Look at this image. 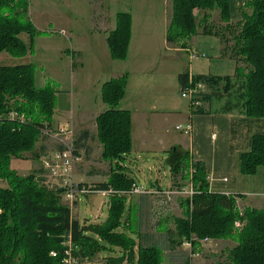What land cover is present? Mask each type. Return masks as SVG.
<instances>
[{
  "label": "trees",
  "instance_id": "16d2710c",
  "mask_svg": "<svg viewBox=\"0 0 264 264\" xmlns=\"http://www.w3.org/2000/svg\"><path fill=\"white\" fill-rule=\"evenodd\" d=\"M170 2L172 18L167 40L183 49L187 48L188 40L200 33L228 42L226 35L211 22L212 13L219 12L220 22L234 40L229 56L239 65L237 72L244 71L245 115L264 119V0H247L240 8L242 20L236 24L231 23L230 0ZM29 9V0H0V55L23 59L33 52L34 40L41 34L29 18ZM116 19V29L107 39L108 47L113 60L125 61L132 39L133 18L129 12H119ZM23 34L29 36V44L22 40ZM127 79L124 75L103 85L102 100L107 108L96 118V133L82 131L74 140L78 158L80 151L89 155L90 143L98 141L102 157L110 162L111 169L105 182L91 187L95 191L115 192L109 197V214L104 223L81 224L59 195L39 187L34 174L22 177L11 169L12 159L32 152L41 138V130L45 126L53 127L55 90L51 86L37 87L32 64L0 67V183L6 185L0 184V264H64L68 242L79 264L94 261L106 250L121 252L118 257L105 258L107 264H165L164 253H172L191 243V251L183 254L189 262L200 254L196 250L202 249L206 239H234L236 246L228 250L223 264H264V209H244L241 215L237 198L211 193L206 167L196 163L191 170L189 153L180 148L168 152V163L174 181L177 183L181 178L191 182L194 195L184 201L182 217L165 219L172 222L175 229H162L154 235L152 230L144 232L140 224L139 231L134 233L137 240L128 233L129 220L123 222L128 197L119 193L130 191L137 184L124 166L133 150L132 116L131 112L118 108L125 95ZM188 79L187 72L179 76L182 89ZM196 80L205 83L210 90L222 84L227 86L230 78L199 76ZM12 113L23 116L26 121L12 119ZM45 152L42 148L32 157L42 160ZM239 163L244 176H254L264 168V134L252 138L250 151L240 156ZM140 202L148 217L149 201ZM237 221L244 224L241 230L235 228Z\"/></svg>",
  "mask_w": 264,
  "mask_h": 264
},
{
  "label": "crops",
  "instance_id": "0c3cea01",
  "mask_svg": "<svg viewBox=\"0 0 264 264\" xmlns=\"http://www.w3.org/2000/svg\"><path fill=\"white\" fill-rule=\"evenodd\" d=\"M29 1L30 3L32 2V0ZM42 1V13L39 16L36 15L37 21L33 17L34 8L36 7L33 3L30 4L29 14L31 21L40 34L43 32H58L55 29H51L52 24L49 22H45V27L39 25V21H43V15H47L46 12L48 13L47 8H50L49 5L57 6L59 4L58 0H47L45 3L44 0ZM246 1L230 0L231 23L236 24L242 20L240 8L244 6ZM87 4L95 8L91 9ZM67 5L72 10L68 11V16L65 17L63 27L59 29L58 34L65 37L71 45L66 50L68 55L74 58L75 54L78 53L79 57L81 56L78 62L72 63L73 69L76 65H80L81 69V67L89 62L95 65L97 69H102L105 64L111 69L117 67V65H126L127 71L119 75L115 73L116 78L114 77L113 79L124 75L128 76L125 95L118 108L131 112L133 150L169 155L168 152L171 149L180 148L189 153L190 169L196 163H201L206 167L209 191L211 193L237 198L239 200L237 204L239 206L242 205L243 209H264V197H250L247 195H264V179H258V177L264 174V168L259 169L258 173L254 176L242 175L239 168L240 156L250 151L252 138L255 135L264 134V129H260L263 130L260 133H255L254 131L255 127L259 128V126H262L264 128V124H261L264 123L262 122L264 119H251L243 113L245 111V79L244 77H239V71L234 76H227L230 78L227 86L224 87V84H222L216 89L209 90L208 88V100L206 101L205 111L202 114H194L190 110L187 100L183 98L181 100L174 99L170 95V90L167 89L168 83H172L171 81H173V88L178 86V89L182 90L179 76L185 72H191L187 68L186 62H181V57L186 54L185 49H181L179 44L169 43L167 40L172 18L170 0H101L95 1L93 5L87 0H69ZM80 5H85L89 8L91 14H84L83 10L80 9ZM119 6H122L123 9H118ZM119 12H129L133 18L132 39L129 55L125 61H115L111 58L107 42L109 34L116 29V18ZM224 26L225 24L220 23V26L216 28L226 35L228 42H224L220 37L215 35L205 36L200 33L188 40L187 46L198 49L200 46L205 47L199 41L203 39L202 37L215 39L210 43L211 46L220 52L222 58H228L236 63L229 56L230 50L233 47L231 46L233 39H231ZM226 48L228 49L227 52L225 51ZM205 59H207V56ZM18 65H22V63L11 66L1 65L0 63V67H15ZM179 66L180 68H178ZM236 67L239 69V65ZM151 72L157 77L156 79H151L148 82H145V78L140 80V77L148 76ZM207 72L209 73L206 74L205 71L198 73L191 72V74L195 79L199 76L218 77L212 74L210 70ZM240 79L242 80L241 84L239 83ZM149 84H151L150 87H148ZM236 88L238 91V102H232L230 98ZM101 105L102 113L107 107L105 108L103 104ZM86 107L85 104H81L78 107H68L67 103H65L64 109H59L61 114L55 115V118L56 116L60 118L61 115H64L73 119V123L76 124L75 126L80 132L89 131V123L94 124L96 129V118L101 113H94L92 110H87ZM58 123L56 120L54 121V125ZM187 123H192L194 128L191 137L185 136L176 130L177 126ZM177 132L180 133L178 136ZM40 161L42 162V160ZM40 165H38L34 172L41 167ZM14 171L18 173V171ZM18 175L20 174L18 173ZM20 176L25 177L23 175ZM179 180L182 183L191 184L188 180L185 181L181 178ZM80 182L85 184L101 183L93 181ZM172 182L174 186L178 187L179 182L177 184L174 178ZM170 188L171 186L164 191L159 187H153L150 192L155 195H168L172 193L168 192ZM187 189H193L192 184L189 188H178L180 192H184ZM153 197H139V201L137 200L136 204L143 205L140 202L141 200L151 203L150 201ZM183 203L184 201L179 209L180 215L175 216L177 218L182 217ZM134 210L135 208L132 206L129 228L132 226ZM170 216L172 215L165 214L152 224L150 215L147 217L143 209H140V214L136 220L139 222L138 225H142L144 232L152 230L154 235H158L162 229H175L172 222L165 221ZM88 224L92 223L88 222ZM229 243L232 244V248L236 246V243L231 240H222L217 241L214 247L209 246V244L202 249H197L196 252H200V254L189 262L183 257V254H187L191 250L183 245L172 253H164V263L209 264L208 261L203 259L204 255ZM232 248H225L223 250L227 253ZM117 252L121 255L120 251ZM99 262L107 264L105 258L102 261L96 258L92 262H85V264H96Z\"/></svg>",
  "mask_w": 264,
  "mask_h": 264
},
{
  "label": "rangeland",
  "instance_id": "374dc122",
  "mask_svg": "<svg viewBox=\"0 0 264 264\" xmlns=\"http://www.w3.org/2000/svg\"><path fill=\"white\" fill-rule=\"evenodd\" d=\"M69 0H58L59 4L57 6H53L50 4V8L48 9L47 15H43V21H39V25L41 27H45V22H49L52 24L51 29H55L59 32V29L63 27L65 17H67V13L70 9V6L67 5ZM90 1L93 5L95 1L101 0H87ZM42 0H32L31 3L35 5L33 17L36 20V15H41V4ZM47 0H44V3ZM94 2V3H93ZM30 3V4H31ZM49 4V3H48ZM89 7L90 5L87 4ZM91 9L95 8L90 6ZM89 7V8H90ZM75 8V7H74ZM87 8L85 5L81 6L80 9L83 10L84 14H91L90 9ZM118 9H123L122 6H119ZM39 10V12H37ZM46 10V9H45ZM74 10V9H73ZM199 14V13H198ZM30 18V14H29ZM212 23L215 24L216 27L220 26V18L219 12L215 11L212 13ZM53 31V30H51ZM58 32H43L41 35L37 36L33 43V52L27 56V58L23 59H12L7 54H2L0 56V63L1 65L11 66L16 65L19 63L22 64H32L35 68V77H36V85L38 88H44L47 86H51L53 90L56 92V111L55 115L61 114L59 109H64L65 103L67 106H75L78 107L81 104H85L87 110H92L94 113L98 112L101 113V104H103L106 108V105L103 103L102 100V87L105 82L111 81L114 77L116 78V74L118 75L122 72H126V65L121 64L117 65L115 68H109L108 65H103L102 69H97L95 65L92 63H87L80 69V65H76L73 69L72 63L78 62L81 59L79 54L76 53L75 57L68 55L66 50L71 47L70 43L65 39V37L58 34ZM62 34V32H61ZM22 40L29 44L30 38L27 34H23L21 36ZM200 39V43L205 46H200L198 49H194V51L201 55H206L207 59H200L196 62H190L189 54H185L181 57V62L187 64V68L191 70V72H205L208 74L211 71L212 74L218 77H227V76H234L237 72V65L234 61H231L228 58H222L220 52L217 49L211 46V42H213L212 38L209 37H202ZM206 40V41H205ZM205 42V43H204ZM234 45V40H232ZM78 44V42H77ZM190 47L187 46L186 49ZM181 49H183L181 47ZM120 64V63H117ZM180 68V66L178 67ZM151 72L148 76L140 77V80H145L148 82L151 79H156ZM239 77H244V71H239ZM122 76V75H120ZM138 78V77H136ZM106 82V83H107ZM168 83L167 89L170 90V95L174 99L181 100V90H179L178 86L174 87V82ZM239 83H242V80H239ZM151 84L148 85L150 87ZM238 88V87H237ZM236 90L232 93L230 99L232 102L237 101L238 91ZM236 98V99H235ZM188 106L189 102L187 101ZM190 108V107H189ZM242 110V107H241ZM100 111V112H99ZM103 113V112H102ZM245 113V111H243ZM16 114V113H12ZM23 116H20L22 118ZM18 117H16L17 119ZM55 118V116H54ZM23 122L26 121V118L23 117ZM59 122L57 125L66 126L71 125L73 130L74 138L80 132L78 128L75 126L76 124L73 123V119L65 117L64 115L57 117L54 121ZM264 122V120H262ZM47 124V122L45 123ZM262 125L264 123H261ZM89 131L94 135L96 133V129L94 124L89 123L88 125ZM51 128V127H50ZM264 129L262 126L259 128L255 127V133H260ZM41 134V138L39 142L36 144L35 149L32 152L23 154L20 158H13L11 162L12 169L18 171L20 175L29 176L34 174L36 176V181H38V185L41 188H45V190L50 191L46 188L45 183L47 179L39 178V170L42 168V162L39 160L34 159L32 156L35 151H41L42 148H45V153L42 159L50 153L51 151H56L58 148H61L62 142L56 141L53 139H47ZM177 136L180 133H176ZM67 143L70 140V136L63 138ZM43 155V154H42ZM169 155L164 153H149V152H141L132 150V153L127 157L124 161V166L128 168V174L136 181V184L143 187L146 190L151 191L153 187H159L161 190L166 191L168 187L169 193L168 195H155L150 193L145 196H154L151 199V223H155L159 220L160 217L167 215L172 216H179L180 212L179 209L182 206V202L185 201L188 197H191L190 190L186 191H179L178 188L180 187H190V183H182L181 180L178 179L177 186L173 185L172 182V172L170 165L168 163ZM80 161L76 166L75 171V178L76 181L82 183L80 181H93V182H105L108 179V175L111 169V165L109 161H106L102 157V147L98 143L97 140H94L90 143V153L86 155L85 151H80ZM41 164V165H40ZM40 165L39 169L35 171V169ZM264 179V174L258 177V179ZM1 186H6L5 183H0ZM190 184V185H189ZM91 186L92 184H88ZM173 185V186H172ZM176 187V188H175ZM55 194L59 195L58 197L61 199L62 203L66 206H69L72 210L73 218L76 221L84 223L86 221L91 222L92 224H102L104 223L109 214V199L103 197L100 194H94L88 197L80 196L76 199V203L74 206L69 204L70 202L65 200V197L61 192L53 191ZM181 193V194H180ZM139 197L141 196H133L128 198V204L126 208L125 215L123 217V222H127L130 218L132 213L131 207L133 206L135 210L133 211V218H132V226L129 230V234L137 240L135 232L138 230L139 222L136 220L138 219V215L140 214L141 205H137V200L139 201ZM242 199V198H241ZM243 209V206H240ZM133 231V233L131 232ZM235 242L234 239L231 240ZM217 244V241H211L210 246L214 247ZM225 248H232V244H224L219 249H215L213 252H208L204 255V260L208 261L209 264H223L226 262V252ZM189 250V249H188ZM208 250V249H207ZM209 251V250H208ZM120 253L117 250H106L100 253L97 256V259L102 261L104 258L108 257H118ZM80 264H85L80 262ZM101 264V262L96 263Z\"/></svg>",
  "mask_w": 264,
  "mask_h": 264
},
{
  "label": "built area",
  "instance_id": "2783aa9c",
  "mask_svg": "<svg viewBox=\"0 0 264 264\" xmlns=\"http://www.w3.org/2000/svg\"><path fill=\"white\" fill-rule=\"evenodd\" d=\"M186 53L189 54L190 62H196L200 59H205L206 55L198 54L192 48L185 49ZM189 79L187 85L181 90V96L183 99L189 102L190 110L196 114V112H204L206 109V100L205 98L208 96V87L205 83L197 81L191 72L188 73ZM21 119L23 121V117L20 118L17 114H11L12 119ZM72 126L67 125L62 126L57 125L54 128H50L49 126H45L41 133L47 139H53L56 141L62 142L61 147L62 150H56L48 153L44 159H42V172L39 175V178L42 181V178L47 179L45 183L46 188L50 191H58L64 195L65 200L69 201L72 206L75 205L76 199L80 196H91L94 194H100L105 198H108L115 194L112 190L109 191H95L91 186L81 185V183L76 181V166L79 163L80 159L75 155V146H74V136ZM176 130L182 133L185 136L191 137L194 132V128L192 123H187L183 125H179L176 127ZM70 136V140L67 143L63 138ZM226 181V180H225ZM151 192L149 190L144 189L139 185H134L130 191L120 192V196L124 197H133V196H142L148 195ZM191 197L194 195L193 189L190 192ZM250 197H264V195L258 194H247ZM239 200H237L238 202ZM239 212L242 215L244 209H242L239 204ZM244 224L241 221H237L235 224V228L237 230H241ZM212 240L206 239L202 242V248L206 247L211 243ZM186 247L190 250L192 248L191 243H186ZM210 246V245H209ZM68 250L66 251L65 259L63 261L64 264H79V261L74 258L72 255V245L71 242L67 244ZM53 257H57L56 253L51 254ZM199 254L194 255V257H198Z\"/></svg>",
  "mask_w": 264,
  "mask_h": 264
}]
</instances>
